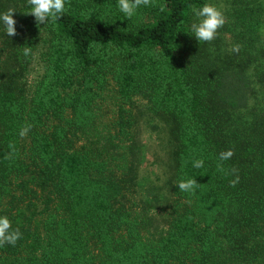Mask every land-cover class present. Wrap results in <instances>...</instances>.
<instances>
[{
  "label": "trees",
  "instance_id": "1",
  "mask_svg": "<svg viewBox=\"0 0 264 264\" xmlns=\"http://www.w3.org/2000/svg\"><path fill=\"white\" fill-rule=\"evenodd\" d=\"M232 2L210 43L191 31L206 0H153L131 19L118 0H68L45 25L29 14L23 48L40 45L41 75L22 81L32 54L0 71V216L22 233L0 264H264V38L251 2ZM137 98L169 125L166 208L138 179ZM229 149L234 187L217 171ZM189 178L195 194L179 191ZM158 211L167 230L147 243L140 227Z\"/></svg>",
  "mask_w": 264,
  "mask_h": 264
},
{
  "label": "rangeland",
  "instance_id": "2",
  "mask_svg": "<svg viewBox=\"0 0 264 264\" xmlns=\"http://www.w3.org/2000/svg\"><path fill=\"white\" fill-rule=\"evenodd\" d=\"M244 2L245 0H238ZM251 2L249 8L253 10L254 16L259 20L260 26L258 33L264 38V0H247ZM206 3L215 5L224 12L227 22L225 24L233 25V12L235 5L232 0H206ZM27 0H0V14L6 12L9 8L16 12L13 14V19L16 20L15 28L17 35L7 36L5 27L0 23V71L8 72L16 68L13 62L18 58L23 57V38L29 33V26L33 19H29L30 11L27 9ZM34 24V23H33ZM28 30V32H27ZM29 36H27L28 38ZM224 41L229 44L231 37L223 35ZM41 42L39 41L38 44ZM38 48V49H37ZM40 45L35 47L31 56L28 57L29 66L28 71L23 80L28 84H33L42 73V62L40 54ZM22 63H24L22 61ZM255 96L261 98V90L259 86L254 85ZM254 102L250 98V104ZM132 113L136 118V129L134 135L137 143L144 150V161L139 167L138 179L143 180L146 185H151L157 188V194L163 195L164 208L169 206V199L171 198L170 188L167 183L171 175V161H170V139H169V125L157 116L152 115L149 111L148 105L142 98H137L132 104ZM107 114H112L108 112ZM139 210L137 212V216ZM136 216V217H137ZM150 218V225L146 228L140 227V236L142 240L149 243L150 240H157L161 234L167 230L165 212H154L146 215Z\"/></svg>",
  "mask_w": 264,
  "mask_h": 264
},
{
  "label": "clouds",
  "instance_id": "3",
  "mask_svg": "<svg viewBox=\"0 0 264 264\" xmlns=\"http://www.w3.org/2000/svg\"><path fill=\"white\" fill-rule=\"evenodd\" d=\"M68 0H27V3L31 6V10L25 14H30L35 18L37 24H47L49 22L58 21L62 15L66 12V3ZM153 0H118L119 11L124 14V18L131 19L136 15L137 10L144 6H151ZM163 10V7H161ZM16 11L9 8L6 12L0 14V23L5 27V32L7 36L17 35L15 24L16 20L13 19V14ZM193 15L196 17V21L191 24V31L197 41L200 42H212L216 39L218 31L227 22L226 16L223 11L212 4L205 3L200 8H192ZM241 45L234 44L231 47V52L238 54L240 52ZM32 54L31 47L23 48V55L29 56ZM31 125L27 124L23 126L19 132L21 137H25L27 133L31 130ZM12 149V153L15 152V146H9ZM6 158H10L11 154ZM234 155L233 150L229 149L219 153V161L217 164V171L227 174H236L235 178L230 180V186H236L239 183L238 170L235 168L231 169V172H226L222 162L231 159ZM195 168H202L204 166V161L202 159L196 160L193 163ZM179 191L195 194L196 189L200 187V183L194 178H189L187 180H181L178 182ZM156 211V210H154ZM22 238V233L19 229H13L10 220L7 216H0V247L5 243L15 246L17 241Z\"/></svg>",
  "mask_w": 264,
  "mask_h": 264
}]
</instances>
